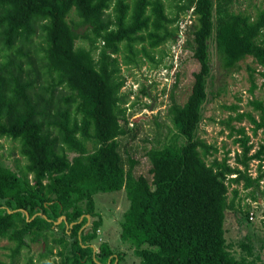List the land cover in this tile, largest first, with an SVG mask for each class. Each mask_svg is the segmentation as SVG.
Returning a JSON list of instances; mask_svg holds the SVG:
<instances>
[{
    "label": "trees",
    "instance_id": "16d2710c",
    "mask_svg": "<svg viewBox=\"0 0 264 264\" xmlns=\"http://www.w3.org/2000/svg\"><path fill=\"white\" fill-rule=\"evenodd\" d=\"M237 1L176 0L168 13L164 0H0V137L17 141L26 159L24 169L14 170L0 157V237L14 244L11 262L0 264H15L24 248L45 244L55 228L63 233L53 236L60 259L41 264H124L107 242L92 245L103 222L94 194L122 188L129 206L120 239L132 245L136 264H264L249 234L236 257L224 230L225 211L239 194L233 188L229 200V185L252 188L254 201L263 193L264 143L250 154V136L239 127L230 165L227 156L207 162L217 148L198 135L208 41L226 70L246 56L264 68V2L251 14L235 10ZM187 13L193 18L184 26L180 58L188 52L196 68L181 99L171 97L167 107L176 133L147 150L148 176L135 173L136 161L128 155L125 167L117 141L128 132L120 65L156 67L166 51L155 58L150 50L176 44ZM177 79L178 70L172 88ZM249 103L257 118L250 112L236 118L246 116L254 132L264 129V103ZM252 159L259 161L254 175ZM47 253L52 248L45 244L40 255Z\"/></svg>",
    "mask_w": 264,
    "mask_h": 264
},
{
    "label": "rangeland",
    "instance_id": "374dc122",
    "mask_svg": "<svg viewBox=\"0 0 264 264\" xmlns=\"http://www.w3.org/2000/svg\"><path fill=\"white\" fill-rule=\"evenodd\" d=\"M164 2L166 11L172 13L175 9L174 4L177 3L176 0H164ZM263 2L264 0H238L233 8L256 14ZM192 18L190 13L181 15V21H179L181 37L176 44L168 42L150 50L155 58L160 57L162 49L166 51L156 67L151 66L148 61H144L139 67L120 65L119 74L125 79L120 92L126 97L124 106L128 120V132L126 135L118 136L117 141L125 167H129L128 155L130 159L136 161L132 166L135 173L148 176L150 164L146 155L147 150L171 139L170 137L176 133L174 125L167 116V107L171 97L177 100L181 99L189 82L190 73L196 68V63L190 58L188 52H185L183 58H180L181 44L184 41V26ZM208 43L210 75L207 79V99L202 106V120L198 135L217 148L215 153L206 158L207 162L213 157L220 160L227 156V162L230 165H235L234 154L239 151V148L234 139L240 136L237 132L239 127L243 126L250 136L252 144L250 154H253L264 143V129L260 128L254 132L252 129L254 125L246 116L241 119L236 118L237 112H250L257 118L259 111L255 110L249 101L257 99L264 103V86L262 85L264 79L260 74L264 68L258 65L252 57L246 56L239 61L236 68L226 70L221 66L213 41L209 40ZM180 59L183 64H180ZM171 61L173 65L176 64V71L178 70L177 84L174 88L172 86L176 72L172 74V68L166 67V65H170ZM252 84H254V88L250 91ZM144 90L147 91V94L143 93ZM134 132H136V137L131 139ZM178 140L182 142L183 138L179 137ZM0 157L4 164L14 170L24 169L26 165V159L20 155L18 142L12 141L10 138L0 137ZM258 162L257 159H252L248 172L256 174ZM262 164L264 167V160ZM262 180V185H264V178ZM242 184V182H239L238 185L231 184L228 188L229 200L232 198L233 188L237 187L239 194L233 201L235 207L225 211V238L227 243L231 244L234 255L239 257L243 252L238 246V242L244 240V236L249 234L248 242L253 245L256 252H260L264 260V250L261 248V244L264 242V223L259 220L261 204H257V208L254 207L255 201L249 195L252 188L245 189ZM262 199L264 200V197ZM94 202L96 210L103 220L97 233L98 236L92 242L95 250L100 242H107L113 250L121 252L124 264L138 263L139 257L135 255L132 245L120 239L121 222L129 206L125 189L96 192ZM248 210L256 211L254 219L256 221H252L254 223L246 222L245 212ZM248 220L250 222L249 218ZM89 223L90 219L83 228H87ZM60 235H63L62 231L55 228L54 233H49L46 237L45 244L52 248V253L40 255V251L45 246L41 239L24 248L21 254L15 257V264H27L30 258L31 264H41L47 259L59 260L57 252L61 245L54 243L53 236ZM68 240H70L69 237ZM13 245V242L7 238L0 237V262H11L9 254ZM69 264L73 263L69 262Z\"/></svg>",
    "mask_w": 264,
    "mask_h": 264
},
{
    "label": "built area",
    "instance_id": "2783aa9c",
    "mask_svg": "<svg viewBox=\"0 0 264 264\" xmlns=\"http://www.w3.org/2000/svg\"><path fill=\"white\" fill-rule=\"evenodd\" d=\"M263 181V180H262ZM262 181H261V187L264 189V185H262ZM264 197V190L263 193L261 195H259V197L257 198V200L255 201L254 207L257 208V204H261V210L259 213V220L262 221L264 223V200L262 199ZM256 216V211L255 210H250L249 211V216L248 218L250 219V221H256L254 220Z\"/></svg>",
    "mask_w": 264,
    "mask_h": 264
},
{
    "label": "clouds",
    "instance_id": "9594fccd",
    "mask_svg": "<svg viewBox=\"0 0 264 264\" xmlns=\"http://www.w3.org/2000/svg\"><path fill=\"white\" fill-rule=\"evenodd\" d=\"M170 65H171V68H172V74H173L174 72H176V68H177V66H176V64L173 65V62H172V61L170 62ZM252 223H254V222H252Z\"/></svg>",
    "mask_w": 264,
    "mask_h": 264
},
{
    "label": "water",
    "instance_id": "95a60500",
    "mask_svg": "<svg viewBox=\"0 0 264 264\" xmlns=\"http://www.w3.org/2000/svg\"><path fill=\"white\" fill-rule=\"evenodd\" d=\"M86 217L89 219V215L88 214L86 215ZM62 218H63V216H61L60 219L56 223L60 222Z\"/></svg>",
    "mask_w": 264,
    "mask_h": 264
}]
</instances>
